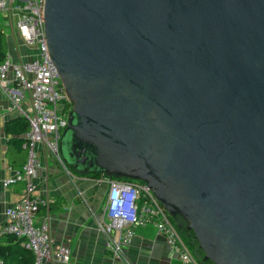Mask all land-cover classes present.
<instances>
[{
	"label": "water",
	"instance_id": "1",
	"mask_svg": "<svg viewBox=\"0 0 264 264\" xmlns=\"http://www.w3.org/2000/svg\"><path fill=\"white\" fill-rule=\"evenodd\" d=\"M43 20L66 164L144 182L201 264H264V0H44Z\"/></svg>",
	"mask_w": 264,
	"mask_h": 264
},
{
	"label": "built area",
	"instance_id": "2",
	"mask_svg": "<svg viewBox=\"0 0 264 264\" xmlns=\"http://www.w3.org/2000/svg\"><path fill=\"white\" fill-rule=\"evenodd\" d=\"M43 9L44 0H0V16L9 29L1 31L5 35L17 33L26 47L37 52L33 60L13 63L7 57L0 65V88L28 122L22 145L26 151L25 163L13 177L3 181L5 187L21 183L23 190L19 201L5 212L6 222L1 234L21 239L23 247L32 252V264H66L70 259V250L62 244L53 248L48 214L50 200L36 194L35 183L40 167L38 145L65 167L59 152L62 132L67 126L66 104H70L48 55ZM25 94L29 101L27 111L21 109ZM96 182L107 187L103 209L107 222H99L98 231L107 237L106 247L115 257L120 258L122 248L131 243L136 228L152 225L167 240L181 264H200L172 217L144 182L116 181L105 176ZM40 209H44L45 214L37 223ZM0 264L3 262L0 261Z\"/></svg>",
	"mask_w": 264,
	"mask_h": 264
},
{
	"label": "crops",
	"instance_id": "3",
	"mask_svg": "<svg viewBox=\"0 0 264 264\" xmlns=\"http://www.w3.org/2000/svg\"><path fill=\"white\" fill-rule=\"evenodd\" d=\"M6 39L7 57L13 63L30 61L37 56L36 50L26 47L17 33L8 34ZM9 78L12 80L11 75ZM28 105L25 94L21 109L27 111ZM21 117L24 118L0 88V245L7 244L5 235L1 234L6 222L5 212L19 201L23 190L21 183L5 187L3 181L13 177L26 160V151L10 143L13 134L6 131L5 126L7 123L15 126L13 121ZM38 158L36 194L50 200V236L53 248L61 244L69 248L70 259L66 264H126L124 261L127 264H181L167 240L152 225L136 228L131 243L122 248L120 258L115 257L106 247L107 237L98 231V223L107 222L103 210L106 185L97 184L99 178L93 176L74 177L40 145ZM44 214V209H40L37 223Z\"/></svg>",
	"mask_w": 264,
	"mask_h": 264
},
{
	"label": "trees",
	"instance_id": "4",
	"mask_svg": "<svg viewBox=\"0 0 264 264\" xmlns=\"http://www.w3.org/2000/svg\"><path fill=\"white\" fill-rule=\"evenodd\" d=\"M8 52V44L5 34L0 29V65L6 60ZM14 124L7 123L5 126L6 131H11L13 137L10 139V143L14 145L16 148L21 149L23 143L25 142L24 135L28 130V122L25 118H18L14 120ZM93 176L96 178L104 177V175L94 174L87 175ZM128 180V179H125ZM177 229L180 230L184 235V241L188 245L190 251L192 250L194 257H196L197 261L200 263L201 258L203 257V253L198 249L197 243L193 237V233L191 231H187L183 224L179 221L175 223ZM7 244L0 245V261L3 264H32L33 263V255L32 252L28 249H25L22 245V240L16 238L14 235H5ZM201 264V263H200ZM203 264H212L207 261Z\"/></svg>",
	"mask_w": 264,
	"mask_h": 264
},
{
	"label": "rangeland",
	"instance_id": "5",
	"mask_svg": "<svg viewBox=\"0 0 264 264\" xmlns=\"http://www.w3.org/2000/svg\"><path fill=\"white\" fill-rule=\"evenodd\" d=\"M0 29L3 30L4 32L6 31V29L9 30L8 28H6L2 16H0ZM5 36H7V35H5ZM70 109H71V105L70 104H66V110H67V112H69ZM59 155H60L61 161L64 163L66 169L71 173V175H73L74 177H77L78 175L79 176H84V175H80V174L76 173L68 164H66V162L64 160V156H63L62 151H61V140H60V152H59ZM116 181H125V179H116ZM179 221L183 224L184 227L186 226L185 222H183L182 220H179ZM176 228H177V226H176ZM180 234L182 235V237L184 239V235L181 232H180ZM191 253L193 254L192 250H191Z\"/></svg>",
	"mask_w": 264,
	"mask_h": 264
}]
</instances>
